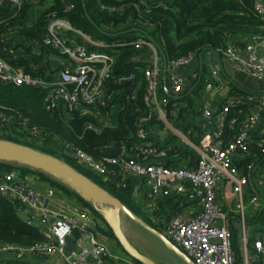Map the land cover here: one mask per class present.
<instances>
[{
	"label": "built area",
	"instance_id": "1",
	"mask_svg": "<svg viewBox=\"0 0 264 264\" xmlns=\"http://www.w3.org/2000/svg\"><path fill=\"white\" fill-rule=\"evenodd\" d=\"M151 1L155 0H140L146 9L165 5L163 0L150 4ZM54 6V0H0V83L46 89L45 109L59 113L63 120L72 119L76 111L98 116L103 110L113 111L119 88L134 79V71L115 75L117 48L146 47L150 54L144 69L143 102L149 113L137 121L139 142L130 150L131 154L126 145L120 143L122 155L108 157L104 154L114 148L113 144L102 156L96 157L74 143L61 140L57 134L44 133L33 127L28 118L17 114L0 111V128L10 129L17 123L32 135L33 141L51 135L62 154L96 175L116 181L118 187L126 188L130 179H138L145 182L152 199H175L163 234L185 252L191 264H236L230 215L235 213L241 218L238 228L243 237L245 264H252L245 225L246 188L251 187L254 192L252 205H257L260 193L252 185L250 176L241 173L237 162L248 153L254 135L261 130L264 97L229 94L221 107H216L212 98L206 100L201 116L209 128L197 143L182 136L184 145L195 155L194 166L168 164L170 149L162 146L148 127L153 119L164 120L170 126L167 106L175 101L167 92L164 94V60L159 46L144 34L112 44L95 40L69 19L68 15L76 9L74 0H60V5L52 10ZM253 6L264 19V0H253ZM103 8L111 12L123 10V6ZM136 27L134 29L142 28L141 24ZM246 45L245 51L232 43L218 52L236 72L264 83V35L251 36ZM199 54L190 53L168 61L167 85L172 95L180 96L185 92L190 79L184 69L198 63ZM52 60L60 63L56 71L51 66ZM213 78L215 81L209 83L208 88L211 95H217L222 88L218 70L213 72ZM130 98L136 99L137 91ZM243 106L247 107V112L242 110ZM106 126L112 124L106 123ZM102 127L87 122L85 130L99 133ZM222 186L228 188L231 201L235 202V208L229 212L222 200ZM55 195L54 189L42 194L16 169L0 170V196L17 203L20 214L26 212L24 221L43 237L42 241L31 245L0 244V254L6 255L4 259L30 261L58 256L63 264H116L120 261L136 264L111 253L89 219L50 209L49 202ZM193 205L198 209L188 214L187 209ZM156 222L160 223V219ZM68 237L76 244V250L70 253L66 251ZM254 247L258 257L264 256V233Z\"/></svg>",
	"mask_w": 264,
	"mask_h": 264
},
{
	"label": "trees",
	"instance_id": "2",
	"mask_svg": "<svg viewBox=\"0 0 264 264\" xmlns=\"http://www.w3.org/2000/svg\"><path fill=\"white\" fill-rule=\"evenodd\" d=\"M157 1L159 0L151 1L150 4ZM163 1L165 3L164 6L152 5L149 9H146L140 0H74L76 9L68 17L77 28L89 34L93 39L109 44L120 43L126 39H131L137 34H144L133 31L134 28H137V25L141 24L142 28L139 29L153 36L157 45L164 51L168 61L187 56L190 53L199 54L206 48L221 51L228 44L236 41L245 39L247 43L248 39L253 35H264V19L256 13L253 0ZM54 2L55 6L52 7V10L60 5V0H54ZM103 6L107 8L123 6V10L111 12L109 9H104ZM149 54L150 52L146 47L136 48L130 45L117 48L115 75L120 76L128 73V71H134L135 75L133 81L119 88L120 92L115 100V107L112 112L103 110L98 116H90L82 111H76L72 119L63 120L59 113H51L45 109L46 89L5 83H0V111L28 118L33 127L39 128L44 133L57 134L61 140L74 143L96 157L102 156L108 147L116 143H124L130 153V150L139 142V138L136 135L137 121L149 113V109L143 102L146 89L144 69L147 66L146 60L149 58ZM197 71L198 77L195 79L194 85L199 81L200 68ZM208 73L209 67L205 64L197 91L202 89L209 81L207 78ZM134 91H137V98L132 100L130 97ZM164 94L167 95L165 90ZM229 94L239 97L245 96L243 92L236 88H232ZM226 101L227 97H223L220 107L226 104ZM173 103L174 101L167 106L168 115L171 119L169 120L181 130L186 125L187 117L194 110L195 103L189 101V98L179 101V108H176ZM183 103H187V105ZM242 110L247 112V107L243 106ZM243 118L244 115L241 119ZM87 122H92L98 127L103 126L102 130L99 133L86 131ZM106 123H110L112 126L104 127ZM156 123H160V121L153 119L152 123L148 125L150 131H152ZM261 130H263L261 137H256L260 131L254 135L248 153L242 160L237 162L241 173L250 176L253 182L258 180V174L264 168V122ZM51 137V135L48 137L43 135L38 141H33L32 135L24 132L17 123L10 129L0 128V139L26 145L64 159L74 169L85 174L117 197L128 209L147 224L163 233L164 229L162 230L161 227V219H163L162 215L165 209L163 204L159 203L158 207L160 209L154 213L145 211L144 207L134 197L133 179L129 180L128 187H118L116 181L112 179L106 180L89 171L77 161L66 157L61 153L58 142ZM171 151L173 154L180 153L182 155L184 154V147L173 144ZM56 154L61 155V157ZM13 164L0 161V170L11 171L15 168ZM21 169L24 174L36 173L40 182L67 195H75L84 206L91 208V204L85 201L81 195L50 174L33 170L27 166H21ZM253 195L254 192L251 190L247 196L251 197V200ZM261 198L263 199V206L260 210L255 215L250 216V218L245 216L246 228L248 225H254L253 227H255L253 236L247 235L249 252L252 245L254 250H256L254 244L260 235L264 233V190L261 193ZM166 202L173 205L176 204L175 199H168ZM94 212L100 217L101 221L106 223L100 213ZM230 215L233 221L232 247L236 264H240L245 259L243 247L240 244L241 233L238 228L241 218L233 213ZM149 219L153 220V223ZM155 219H160L161 224L155 222ZM107 228L108 230L103 228L102 232L112 238H116L108 225ZM42 240L43 237L38 230L29 226L21 217L19 205L0 196V244L31 245ZM134 261L136 264H142L137 260ZM0 264L33 263L0 258Z\"/></svg>",
	"mask_w": 264,
	"mask_h": 264
},
{
	"label": "crops",
	"instance_id": "3",
	"mask_svg": "<svg viewBox=\"0 0 264 264\" xmlns=\"http://www.w3.org/2000/svg\"><path fill=\"white\" fill-rule=\"evenodd\" d=\"M240 42L246 43L245 39L240 40ZM222 59H223V57H222ZM223 61H224V66L226 68L227 73L232 78H234L237 82H239L240 84H242L244 87H246L247 89H249L251 91H255V92H263L264 91V83H261V82L259 83L256 81L255 86H251L250 84H248L249 77H247L244 74L236 72L229 63H227L224 59H223ZM205 64L209 67V73L207 76L209 81L205 84V86L202 89H199L197 91L198 82H199L198 81L196 83V85H197L196 89L193 91V93L191 95L186 97L185 95H187L189 90L195 86L193 83H194L195 79L198 77V71L197 70H198V68H200L199 67V61H198V63L196 62V63L192 64L187 69H184V72L189 77L190 81L185 88V92L180 96H185V97H183V99L189 98V101H191L193 103H196V101L198 99H201L202 105L204 104V102L206 100L212 98V100H214L216 103V107H219L221 105V99L223 97H227L224 95V90L226 89V87L228 85V81L222 76L220 70L218 69V61H217V58L215 55H213L212 53H207L205 55ZM215 70H218L220 72V79H221L220 81L222 84V88L220 89V92L217 95H211V92L208 88V84H209V82L212 83L215 81L213 78V72ZM183 99H181V100H183ZM181 100H179V101H181ZM183 104L187 105V103H183ZM202 105L199 108L197 105H195L194 110L187 117L188 119H187L185 127L183 126L181 128V130L178 129L174 125V123L170 122V127L167 129V132H165L166 128L165 127L162 128L161 126H159L160 123H156L155 126L152 128V131H153V134L155 135V137L161 143V145L165 146L166 148L170 149V151H171V147L173 144L178 145L177 140H176V136H180L181 138H182V136H184V137L190 139L192 142L197 143L200 136L205 132V130H207L209 128V126L208 127L206 126L205 121L203 120V118L201 116ZM195 125L198 127H196ZM261 134H263V130H260V132L257 134L256 137L260 138ZM182 140H183V138H182ZM183 147H184V151H183L184 154H182V155L180 153H177V154L174 153L173 154V152L171 151L170 154L168 155L167 159H166V163L193 167L194 161H195V155L184 144H183ZM185 149H186V151H185ZM13 165L15 167L14 169L21 172L24 180H26L28 182H32L37 188H39V190L41 191L42 194L47 193V189H49V188L48 187L45 188V186L41 187L40 180H39L36 173L30 172V173L24 174V172L21 169L22 165L15 164V163ZM133 182H134V188H133L134 189L133 190L134 197L144 207L143 209H145V211L147 210L149 213L156 212L157 210L160 209L158 207L159 203L163 204V207H165L164 214L162 215L163 219H161L162 224H161V222L159 223V224H161V227L164 229L165 223L167 222L168 217L170 215V212L173 209L174 205L172 203H169L170 201L166 202V200L165 201H163V200L158 201V200L152 199L150 197V194H149V189L145 185L144 181H141V180L139 181L138 179H134ZM252 183H253L252 185L256 189L259 190L260 199H259L257 205H252V204L249 205L250 216L255 215V213L257 211H259L260 208L263 206V199L261 198V193H263V190H264L263 170H261L259 172L258 180L254 181V182L252 181ZM65 185H67V184H65ZM68 187L71 188L70 186H68ZM44 188H45V191H44ZM72 190L75 191L76 193H78L76 190H74V189H72ZM246 191H247V193L245 196V200H246L247 195L250 194L251 187H247ZM55 192H56L55 197L50 200L49 205H48L50 209L69 213V214H71V215H73L79 219H89L92 222V225L97 228V231L100 234L99 236H100L101 240L106 243V245L108 246L111 253L116 254L117 256L120 257V259H123V260L131 259V257L125 252L124 248L122 247L120 242L117 240V238H112L111 236L104 234L102 232L103 228L105 230H108V228H107V224L104 223L103 221H101V220L97 221V217H99V216L94 211H97L100 214H102V213L100 212L99 208L95 204L84 199L81 196L85 201H87L91 204V208L93 210L95 209L93 211L91 208L84 206V204L82 202H80L75 195H67L64 192H59L57 190ZM221 194H222V200H223V203L225 204L226 210L228 212L231 211L234 208L233 206H234L235 202L231 201L232 196H231L228 188L225 189V187L222 186L221 187ZM197 209L198 208L195 205L190 206L187 209V213L190 214V213L196 211ZM25 213L26 212L20 214L23 219H24ZM254 230L255 229H253L252 226H251V228H249V226H248L247 227V235L252 237ZM239 231H240V229H239ZM240 236H241V238H240L241 243L240 244L243 246L242 234H240ZM121 248H122V250H121ZM243 254H244V251H243ZM248 255H249V259H250V257H253L254 260L255 259L257 260L256 262L250 261L252 264H264V256L258 257L256 250H254V248H253V245L251 246L250 252L248 250ZM127 256H129V257H127ZM30 262H32L33 264H39L38 262H36V260H30ZM41 264H63V263L59 259L58 256H52L48 259H45V261ZM116 264H125V263L120 261V262H117Z\"/></svg>",
	"mask_w": 264,
	"mask_h": 264
},
{
	"label": "water",
	"instance_id": "4",
	"mask_svg": "<svg viewBox=\"0 0 264 264\" xmlns=\"http://www.w3.org/2000/svg\"><path fill=\"white\" fill-rule=\"evenodd\" d=\"M133 31L144 33L153 43L157 44L156 40L148 32L142 31L140 29H133ZM235 45L243 51H245L247 48V45L244 42L236 41ZM160 53L164 60V82L167 94L176 101L183 99V97L185 96L191 95L196 89L197 85L192 87L185 96L177 97L172 95V93L169 91L167 85L168 59L161 48ZM207 53H212L216 56L218 61V69L220 70L222 76L228 81V85L224 90L225 96L229 95L232 88H236L243 92L245 95L264 97V92L251 91L237 82L234 78H232L226 71L221 53L211 48H206L199 54L200 77L198 84L202 79L205 65V55ZM51 66L56 71L59 69L60 63L59 61L52 60ZM122 152L123 148L121 144L116 143L114 148L105 151L104 154L108 157H116L122 155ZM0 161L15 163L22 166H27L33 170L48 173L54 178L67 184L72 189L76 190L84 199L95 204L102 213L101 215L103 219L111 228L117 240L120 242L125 252L131 257L132 260H137L142 264H161L155 262L154 260L139 252L131 243L124 229L123 216H127L129 219L139 223L144 228L154 233L169 249L184 257L185 260L191 264L185 252L181 250L177 245L172 243L163 233L147 224L143 219H141L130 209H128V207H126V205H124L117 197L113 196L106 189L101 187L85 174L74 169L71 165L64 162L62 159L26 145L18 144L5 139H0ZM47 202L48 201H46V203ZM67 241L68 244L66 246V251L70 253L76 250L75 240L72 237H68Z\"/></svg>",
	"mask_w": 264,
	"mask_h": 264
},
{
	"label": "rangeland",
	"instance_id": "5",
	"mask_svg": "<svg viewBox=\"0 0 264 264\" xmlns=\"http://www.w3.org/2000/svg\"><path fill=\"white\" fill-rule=\"evenodd\" d=\"M255 80L253 78H249L248 80V84H250L251 86H255ZM202 100L198 99L195 103V105L198 106V108L202 105ZM174 106H176V108H179L178 105V101H174L173 103ZM170 119V118H169ZM171 120V119H170ZM162 124H160L159 126H161L162 128H166L165 132H167V129L170 127L168 126V124L162 120V122H160ZM176 140L178 145L183 146L184 142L182 140V138L180 136H176ZM58 155V154H56ZM61 157V155H58ZM58 158V157H57ZM41 187H48L49 189H54L50 186H48L45 183L40 182ZM44 188V191H45ZM55 190V189H54ZM48 191V189H47ZM56 191V190H55ZM250 198L249 196L246 197L245 203H246V210H245V216L247 218H250ZM235 208V203L234 206ZM235 216V213H233ZM100 221V218L97 217V221ZM149 221L151 223H153V220ZM123 223H124V229L126 234L128 235L129 240L131 241V243L135 246V248L141 252L142 254H144L145 256H147L148 258L154 260L157 263H161V264H189L184 257H182L181 255H179L178 253H176L175 251L169 249L162 240H160L154 233L150 232L149 230H147L146 228H144L142 225H140L139 223L129 219L127 216H123ZM249 228H251V226L253 227L254 225H248ZM161 229V227H160ZM253 229H255V227H253ZM163 230V228H162ZM101 232V231H100ZM122 250V248H121ZM6 255L5 254H0V258H5ZM122 257V256H121ZM129 257V256H127ZM31 260H36V262H38L39 264L43 263L45 261V259H31ZM28 260H24L23 262L26 263ZM250 261L251 262H256L257 260L253 257H250ZM240 264H245V259L243 261H241Z\"/></svg>",
	"mask_w": 264,
	"mask_h": 264
},
{
	"label": "clouds",
	"instance_id": "6",
	"mask_svg": "<svg viewBox=\"0 0 264 264\" xmlns=\"http://www.w3.org/2000/svg\"><path fill=\"white\" fill-rule=\"evenodd\" d=\"M64 231H67V228H65Z\"/></svg>",
	"mask_w": 264,
	"mask_h": 264
}]
</instances>
